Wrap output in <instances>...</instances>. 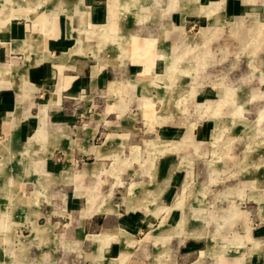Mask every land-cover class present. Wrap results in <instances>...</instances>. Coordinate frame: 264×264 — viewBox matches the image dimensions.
Returning <instances> with one entry per match:
<instances>
[{
	"label": "crops",
	"instance_id": "crops-1",
	"mask_svg": "<svg viewBox=\"0 0 264 264\" xmlns=\"http://www.w3.org/2000/svg\"><path fill=\"white\" fill-rule=\"evenodd\" d=\"M112 1L94 0L91 6L86 0H0V137H4L0 154L22 163L32 156L33 169L28 173H35L34 181H28L0 160L4 172L0 176V264H130L131 247L146 257L150 253V261L140 258L134 261L138 264H206L201 255L194 254L187 237L207 235L211 223L216 227L209 238L224 246L225 264H264L263 207L253 220L247 209L235 204L205 212L199 205L191 213L186 209V203L192 204L189 195L195 194V190L184 191L188 159H193L189 167L194 185L195 156L200 155L196 145L201 141L192 133L176 139V127L187 116L172 112L170 98L193 80L190 66L194 62L175 63L178 43L171 46L167 40L172 33L182 34L185 23L177 21L180 15H205L211 37L222 30L229 11L260 8L264 0H168L160 4L141 0L136 7H124L126 0ZM158 4L159 16L167 18L159 34L171 49L165 54L169 58L163 73L150 74L147 68L137 73L140 66L126 58L135 56L136 34L147 20L154 21L151 7ZM104 26H108L107 34H103ZM149 32L146 39L153 38ZM103 37L109 41L101 46L98 41ZM93 48L114 61H100ZM140 74L145 78L134 82ZM219 86L223 100H216V115L209 117L215 125L221 118L217 114L232 111L236 104L233 110L240 109V117H247L254 107L262 130L264 92L258 91L260 96L255 98L253 90L258 87H251L249 95L239 92L242 86H234L233 97L224 93L227 86ZM157 102L161 106L153 110ZM193 103L197 110L205 104ZM212 103L206 101L209 110L214 108ZM199 129L203 130L202 125ZM155 130L154 137L143 140L148 159L142 162L126 152L138 146L137 136ZM191 141L196 150L193 157L187 153ZM172 149L183 153L184 165L161 158ZM135 166L137 173L145 175L126 180L123 175ZM179 166L186 168L182 177L173 174ZM203 195L195 196L201 201ZM220 195L216 192L214 200ZM233 210H240L234 224ZM191 215L205 221L204 226L201 221L191 223ZM61 217L70 220L63 223ZM219 225H224L226 234ZM24 252L29 253L28 259L23 258ZM73 253L81 258L69 261ZM211 256L221 264L220 256Z\"/></svg>",
	"mask_w": 264,
	"mask_h": 264
},
{
	"label": "rangeland",
	"instance_id": "rangeland-1",
	"mask_svg": "<svg viewBox=\"0 0 264 264\" xmlns=\"http://www.w3.org/2000/svg\"><path fill=\"white\" fill-rule=\"evenodd\" d=\"M86 1H88L87 3L91 6L96 3L93 2L94 0ZM140 1L141 0H126L125 2L122 1V4L124 7H136ZM153 1H159L160 4L161 2L166 3L168 0ZM112 2H114V0ZM159 4L157 7H151L154 12V21H151L152 19L147 20L145 27L144 24L141 25L143 31L136 34L139 39H136L133 43L135 56L131 59L126 58V61H132L134 65L140 66L137 73L146 70V68V71H149L150 74L163 73L166 61L169 58V54H165L166 50H169L170 48H166V40H164V37L159 34V30L165 28L166 24L164 23L167 22V18H165L166 15L162 17L159 16L161 14L159 13L161 11ZM253 4L255 6L257 5V3ZM18 12L20 13L22 10H18ZM112 13H115V9L112 10ZM185 16L183 17L180 15V17H177L179 20L176 19L177 21H180V24L182 22L185 23L182 34L181 31L177 32V34L172 33V37L167 39L170 41L171 46L178 43V48L174 49L173 61L175 63H182L184 61H191L190 63H192V61L194 62V65L190 66L193 80L188 81L189 83L185 82V85L183 86L184 88L180 85L184 90L170 98L172 112H179L187 116V120L181 121V124L176 127L178 129V131L175 132V136L177 135L176 139L182 140L186 133H192L197 141H201L200 144L196 145L199 147L198 151L200 152V155L195 156L194 164L196 166V173L194 175L196 184L194 185L191 182L193 170L189 167L193 166V159H188L186 177L189 184L187 183L184 191L187 194H191L195 190V194L189 195L192 196L189 200L192 204L189 206L186 203L185 206L186 209H189V213H191V209L198 205L202 206L203 209L201 208L200 210L205 212L213 209L215 206H217L216 208H229L230 204H235L238 208L247 209L250 212L249 216H251L253 220L255 217H259L257 216L261 211L259 207L264 208V123L262 124V130H259L258 114L255 108L253 107L252 111L249 110L247 112V117H240L241 110H233L236 104L232 105V111H221V113L217 114L221 116V118L218 116L219 119L217 120V125H215L216 121L209 117L216 115L214 111L216 100H223L220 92L222 91L219 86L220 84L227 86L228 89L224 91L227 96L234 97L236 95V91L233 90L234 86H242L243 89L241 88L239 92H243L244 94L247 91L249 95H252L251 87H258L259 90H253V96L255 98L260 96L259 92H261V94L264 92V90H260L264 89V5H260V8L245 6L243 9L241 8L234 12L229 11L226 16L225 24L221 27L222 30L216 32V34H212L211 37H208L210 34H207L210 25L205 15L200 14L196 16L188 14ZM107 27L108 26L103 27V34L108 33ZM145 29H147L146 33H150L149 30L152 31V39L145 38ZM176 35L179 37L177 38ZM103 38V40L98 41L101 46L106 45L109 41L105 37ZM88 44L87 46H91L90 43ZM93 51L94 56L104 63L109 60L114 61L106 59L104 56L100 55L95 48H93ZM149 66H151V69ZM246 71L248 78H246V74L244 73ZM144 78L143 74H140L136 77L134 82H141ZM193 84L196 85V87L193 86ZM155 92L156 90L154 93ZM195 100L198 101V103L205 104H199V110H197V106L193 103ZM208 100L211 102L213 101L212 106L214 108L211 110H209L208 105H206V101ZM160 106L161 103L157 102L154 105L153 110ZM249 106L251 108L252 105L249 104ZM184 108H186V110ZM263 116L264 114L262 115V118ZM159 122L162 123L163 121H158V123ZM138 124L140 125L141 121H139ZM201 125L203 130L199 129V127L201 128ZM213 128H215L214 134L211 135V130ZM204 130H206L207 133H205ZM155 133H157L156 130L153 133H150V135L147 133L144 136H137L136 138L139 142L138 146L131 150L129 149V151H127V149L126 152H128V154L131 153L139 161L144 162L145 159H148L149 154L145 150L147 149V144H145L143 140L145 137H154ZM183 133L184 135L182 136ZM3 139L4 137L1 136L0 145L2 144L1 142ZM26 139L27 138H24V141ZM194 141L189 142V145L187 146L189 149L187 153H189L190 157L196 154V150H194L192 144ZM166 157H170V159L172 158V160H175L176 162L179 161L182 165H184V161L187 162L186 158L183 157V153L177 152L174 149L166 151L164 156H161L162 159ZM2 159L5 160L3 164L4 167L7 165L11 171L24 174V177H26L28 181H34L32 179L35 174L34 170L33 174L28 173V171L33 169L30 164L31 160L34 159L32 156L24 158L23 160L27 159L25 163L18 162L16 157H14L13 160H10L11 158L3 153L0 154V160ZM109 160L113 161V159ZM136 166L128 169L123 175L126 177V180L145 175L137 173L136 171L138 169ZM176 170V172L174 170V175H181L182 177L185 174L182 166H179V169ZM148 174L151 175L150 173ZM156 174H158V171ZM0 176H4L1 167ZM179 187L180 185L178 188ZM196 189L199 192L196 193ZM216 192L217 195H221L218 196L217 200H214ZM201 193L204 195L203 199L199 201L198 196L196 197L195 195H200ZM169 205L175 206L172 201L169 202ZM196 211H199V209L197 208ZM233 212L234 213H232L231 216L236 217V219L232 218L234 224V222L240 218V215H237L240 214V210H233ZM197 216L199 218H204L200 212L197 213ZM226 218L229 220L228 216ZM61 220L65 223L66 221H69L70 218L61 217ZM190 220L191 223L194 224L201 221V226H204L205 221L202 219H193V215H191ZM223 226L224 225H219L224 235L226 233L223 231ZM215 227V223H211L208 226L207 235H204L201 238L187 237V241L192 243L194 254L196 256L201 255L200 258H202L206 264H217L216 258L211 255L217 257L220 256L221 264H225L226 262L221 258L225 254L224 246H219L216 241L209 238V235L213 234L212 232ZM25 231L26 233H29L28 228H26ZM193 234L197 235L200 234V232H193ZM219 240L220 242L222 241L221 239ZM249 245L251 246V242H249ZM236 249H240V247H236ZM206 250L208 251L206 252ZM241 251L238 250L239 254ZM154 252L155 248L152 249L153 257ZM148 255L149 256L146 257L141 254V252H138L137 254V249L131 247V252L128 255L130 259L129 263L138 264L134 261L140 260V258L145 259L148 262L150 261L149 252ZM28 257L29 253L24 252L23 258L28 259ZM80 258L81 257H78L73 253L72 256L68 257V260L78 261ZM252 263L256 264L255 261ZM247 264H251V262Z\"/></svg>",
	"mask_w": 264,
	"mask_h": 264
}]
</instances>
